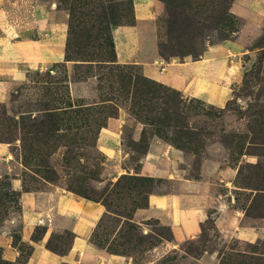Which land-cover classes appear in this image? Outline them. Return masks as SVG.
<instances>
[{
    "label": "rangeland",
    "instance_id": "1",
    "mask_svg": "<svg viewBox=\"0 0 264 264\" xmlns=\"http://www.w3.org/2000/svg\"><path fill=\"white\" fill-rule=\"evenodd\" d=\"M51 1L64 13L62 61L31 72L0 102V144L9 157L10 174H16L0 178V226L20 211L19 191H63L105 208L89 241L93 246L141 264L154 240L132 222L133 211L145 206L147 194L173 191L174 181H209L215 153L227 166L238 163L237 184L257 192L250 199L239 195L242 206L249 201L245 214L264 217V31L245 48L251 55L238 57L236 79H224L231 99L216 108L142 76L134 59L115 60L111 30L133 25L132 0ZM157 1L164 14L150 24L159 59L179 64L207 52L233 53L229 44L221 46L242 25L228 12L232 0ZM112 120H119V134L105 135ZM134 126L140 128L135 140ZM154 138L179 152L170 162L171 182L169 176L137 174ZM241 154L252 156V163L241 161ZM13 179L19 191L11 188ZM214 181L211 191L222 194ZM144 225L168 237L153 221ZM42 234L43 227L37 226L30 238ZM11 237L17 260H6L0 248V264H25L30 246L20 241L19 233ZM69 241V234L54 232L45 247L60 255ZM182 248L192 256L203 249L217 251V264H264V236L252 243L220 239L210 220L203 223L199 238ZM173 259L167 257L169 264L180 263Z\"/></svg>",
    "mask_w": 264,
    "mask_h": 264
},
{
    "label": "crops",
    "instance_id": "2",
    "mask_svg": "<svg viewBox=\"0 0 264 264\" xmlns=\"http://www.w3.org/2000/svg\"><path fill=\"white\" fill-rule=\"evenodd\" d=\"M132 11L133 25L111 30L115 60L126 63L134 59L142 76L216 108H222L231 99V90L224 86V79H236L238 57L251 55L253 51L245 48L251 47L264 31V0H232L228 12L242 25L233 34L234 39L221 46L229 44V52L233 53L207 52L198 60L173 64L159 59L155 26L150 24L164 14L163 4L157 0H132ZM63 20V11L52 1L0 0V102L8 92L22 85L31 72L62 61ZM146 26L149 29L145 30ZM118 122L109 121L105 135L119 134L121 124ZM139 129L134 126L133 140L138 138ZM178 153L157 139H151L136 173L146 177L169 176L167 181L171 182L170 162L178 158ZM212 153L213 150L210 155ZM214 156L219 157V154ZM217 157L210 161L209 181H174L173 191L149 193L145 206L133 211L132 222L154 240L146 252L147 260L141 264H169V255L174 256L173 261L179 259V264H217V251L203 249L199 255L192 256L182 248L183 243L199 238L206 220L211 221L220 239L234 238L252 243L264 236V217L247 216L245 210L249 201L242 206L239 200L241 193L249 194L250 199L257 192L237 184L238 163L234 167L227 166ZM251 158L240 156L241 161L245 159L243 161L248 163H252ZM9 163L5 146L0 144V178L16 175L10 174ZM214 179L224 189L222 194L211 191V185L216 184ZM11 183L13 190H20L17 179ZM19 192L20 211L0 226V248L6 260L13 262L18 257L16 249L10 246L11 235L15 232L19 233L20 241L30 246L25 264H134L130 256L108 253L89 242L96 222L105 214L100 203L78 201L76 196L57 190ZM147 221L165 228L168 237L145 229ZM37 226L43 227V234L31 240L30 234ZM54 232L70 236L63 254L58 255L45 247L49 234Z\"/></svg>",
    "mask_w": 264,
    "mask_h": 264
},
{
    "label": "trees",
    "instance_id": "3",
    "mask_svg": "<svg viewBox=\"0 0 264 264\" xmlns=\"http://www.w3.org/2000/svg\"><path fill=\"white\" fill-rule=\"evenodd\" d=\"M111 48H112V52H113V45H112V42H111ZM113 62H114V60H113ZM142 79H144V80H145V78H144V77H142ZM150 82H152V81H150Z\"/></svg>",
    "mask_w": 264,
    "mask_h": 264
}]
</instances>
